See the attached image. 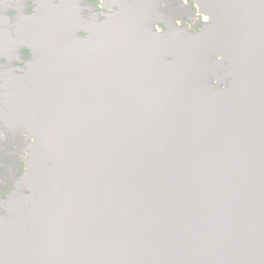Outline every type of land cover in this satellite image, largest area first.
Listing matches in <instances>:
<instances>
[{
	"label": "water",
	"instance_id": "95a60500",
	"mask_svg": "<svg viewBox=\"0 0 264 264\" xmlns=\"http://www.w3.org/2000/svg\"><path fill=\"white\" fill-rule=\"evenodd\" d=\"M34 2L0 264H264V0Z\"/></svg>",
	"mask_w": 264,
	"mask_h": 264
},
{
	"label": "flooded vegetation",
	"instance_id": "af4514ba",
	"mask_svg": "<svg viewBox=\"0 0 264 264\" xmlns=\"http://www.w3.org/2000/svg\"><path fill=\"white\" fill-rule=\"evenodd\" d=\"M98 6L102 0H88ZM34 0H0V143L6 144L0 149L1 165H11L18 172L21 168L19 157L14 154V143H23L26 136L23 130L13 133L10 125L19 123L20 113L11 110L20 109V89L14 85L25 78L29 70L36 66L31 49V18ZM33 65V66H32ZM4 146L10 149L6 152ZM12 152V153H11ZM11 153V155H10ZM13 160L15 162L13 163ZM6 177L7 184L3 193L9 188L12 173Z\"/></svg>",
	"mask_w": 264,
	"mask_h": 264
}]
</instances>
